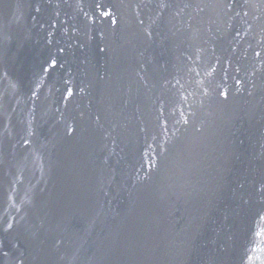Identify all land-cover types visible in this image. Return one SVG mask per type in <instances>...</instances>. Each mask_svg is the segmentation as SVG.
<instances>
[{
	"label": "water",
	"instance_id": "1",
	"mask_svg": "<svg viewBox=\"0 0 264 264\" xmlns=\"http://www.w3.org/2000/svg\"><path fill=\"white\" fill-rule=\"evenodd\" d=\"M0 264H264V0H0Z\"/></svg>",
	"mask_w": 264,
	"mask_h": 264
},
{
	"label": "bare ground",
	"instance_id": "2",
	"mask_svg": "<svg viewBox=\"0 0 264 264\" xmlns=\"http://www.w3.org/2000/svg\"><path fill=\"white\" fill-rule=\"evenodd\" d=\"M255 84H256V85H257V84H259V81H258V80H256V81H255Z\"/></svg>",
	"mask_w": 264,
	"mask_h": 264
}]
</instances>
